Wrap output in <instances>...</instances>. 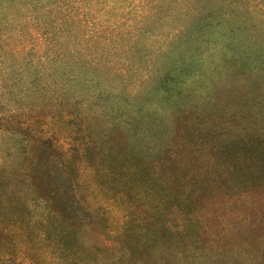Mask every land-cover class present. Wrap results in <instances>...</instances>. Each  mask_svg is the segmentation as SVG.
Returning a JSON list of instances; mask_svg holds the SVG:
<instances>
[{"label":"trees","instance_id":"obj_1","mask_svg":"<svg viewBox=\"0 0 264 264\" xmlns=\"http://www.w3.org/2000/svg\"><path fill=\"white\" fill-rule=\"evenodd\" d=\"M16 1L0 0L1 25L14 22L15 16H7ZM207 7L204 0L201 15ZM56 30L61 34L60 27ZM15 37L23 39L19 30L4 39ZM54 37L53 31L41 37L44 57L37 49L27 54L23 44L20 51L6 41L1 45L8 50L0 55V264H8L5 258L15 253L5 242L26 237L39 240L35 245L52 264H91L85 255L91 248L81 247L79 239L96 216L76 188L86 164L105 194L142 208L130 210L133 217L116 237V264H216L205 208L212 205L213 218H219L220 204L226 210L236 202L249 203L251 213L264 219V103L254 98L249 110L246 101L227 123H126L97 133L98 123H87V116L97 117L108 97L83 92L88 82L93 87L102 82L81 71L87 62L72 61L65 46H53ZM253 44L256 56L250 58L230 43L231 54H222L214 68L231 73L234 81L244 77L248 88L230 90L238 100L246 96L238 92L247 90L264 99L258 83L264 79V59H255ZM163 92L169 96V90ZM40 116L66 123L72 142L68 154L50 139L25 137L21 123ZM149 206L156 213L151 215ZM258 264H264V255Z\"/></svg>","mask_w":264,"mask_h":264},{"label":"rangeland","instance_id":"obj_2","mask_svg":"<svg viewBox=\"0 0 264 264\" xmlns=\"http://www.w3.org/2000/svg\"><path fill=\"white\" fill-rule=\"evenodd\" d=\"M203 1L37 0L35 4L17 0L7 16H15L14 22L0 24V55L8 50L1 46L6 41L13 50L20 51L23 44L27 54L33 55L37 49L44 57L41 37L45 31H53L51 44L65 46L72 61L87 62L81 71L102 82L96 87L88 82L83 92L85 96L99 92L103 98L108 97L104 98L108 104L97 111V117L87 116V123H98L97 133L111 126L121 129L126 123H227L229 118H236L233 113L246 101L249 110L254 98L256 103H264L259 92L255 96L248 90L238 92L246 94L240 100L231 97L235 85L242 91L248 88L246 80L239 75L237 84L231 73L214 69L222 54H231L230 43L253 58L256 42L259 58L255 59H264V0H206L208 7L201 15ZM209 13L211 16L203 19ZM234 22L238 26H233ZM199 29L205 30L201 36L197 34ZM17 30L23 39H4ZM258 83L264 93V79ZM164 89L170 91L169 96ZM44 117L21 123L25 137L50 139L59 152L68 154L72 142L66 123ZM220 117L222 120L217 119ZM86 165L79 171L77 194L96 218L90 230L80 235L79 243L91 248L83 252L91 264H116V237L126 218L133 217L130 210L138 212L142 208L105 194L94 182V170ZM223 205L217 208L219 218H213L212 205L203 210L211 217L210 239L216 241L212 250L216 264L223 260L225 264H258L260 255H264V219L251 213L249 203L236 202L226 210ZM147 210L151 215L156 213L151 206ZM38 241L9 238L5 247H14L15 253L5 261L52 264L44 258L40 245H35Z\"/></svg>","mask_w":264,"mask_h":264}]
</instances>
